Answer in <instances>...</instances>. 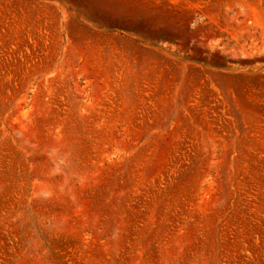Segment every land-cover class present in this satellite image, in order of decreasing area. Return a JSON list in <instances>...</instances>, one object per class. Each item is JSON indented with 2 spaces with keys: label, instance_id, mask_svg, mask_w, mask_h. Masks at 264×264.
Masks as SVG:
<instances>
[{
  "label": "rangeland",
  "instance_id": "374dc122",
  "mask_svg": "<svg viewBox=\"0 0 264 264\" xmlns=\"http://www.w3.org/2000/svg\"><path fill=\"white\" fill-rule=\"evenodd\" d=\"M0 264H264V0H0Z\"/></svg>",
  "mask_w": 264,
  "mask_h": 264
}]
</instances>
